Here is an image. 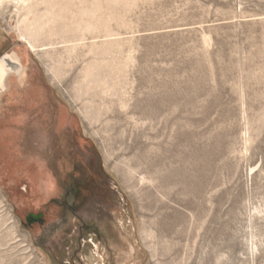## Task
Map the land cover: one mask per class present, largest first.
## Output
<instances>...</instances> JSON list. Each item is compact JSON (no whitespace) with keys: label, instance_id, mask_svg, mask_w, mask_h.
Returning a JSON list of instances; mask_svg holds the SVG:
<instances>
[{"label":"rangeland","instance_id":"rangeland-1","mask_svg":"<svg viewBox=\"0 0 264 264\" xmlns=\"http://www.w3.org/2000/svg\"><path fill=\"white\" fill-rule=\"evenodd\" d=\"M2 56L0 264H264V0H0ZM55 130L104 175L44 247Z\"/></svg>","mask_w":264,"mask_h":264},{"label":"flooded vegetation","instance_id":"flooded-vegetation-1","mask_svg":"<svg viewBox=\"0 0 264 264\" xmlns=\"http://www.w3.org/2000/svg\"><path fill=\"white\" fill-rule=\"evenodd\" d=\"M15 73L20 74L22 67L17 65L14 68ZM63 134V133H62ZM58 131H52L48 138L51 143L55 144V148L49 151L53 156L55 165V178L57 181V189L55 195L49 201L55 206L53 212L54 218L47 219L44 212L39 211L32 216L29 221L25 220L26 226L34 231L39 228L42 233L39 237L41 246L48 243L49 240L57 235V233H65L74 231L79 235L85 233L94 235L97 233L95 223L85 221L80 213L86 211L89 207L90 199L94 195L93 186L102 179V169L94 167L87 163L85 169H77V162L73 150V135H62ZM45 247V246H44Z\"/></svg>","mask_w":264,"mask_h":264},{"label":"bare ground","instance_id":"bare-ground-1","mask_svg":"<svg viewBox=\"0 0 264 264\" xmlns=\"http://www.w3.org/2000/svg\"><path fill=\"white\" fill-rule=\"evenodd\" d=\"M29 46H30L31 49H34V46H33L32 43ZM7 71H8V67L6 66L3 58H1L0 59V88L4 87V77H5L6 73H7Z\"/></svg>","mask_w":264,"mask_h":264},{"label":"water","instance_id":"water-1","mask_svg":"<svg viewBox=\"0 0 264 264\" xmlns=\"http://www.w3.org/2000/svg\"><path fill=\"white\" fill-rule=\"evenodd\" d=\"M1 58H3V60H4L5 64H6V66H7L8 68H9V67H10V68H15V67L17 66V64H16L14 61L8 59L7 56H2ZM1 58H0V59H1ZM2 89H3V88H0V91H1ZM32 216H38V215H35V214H29V215L25 218V220H26V221H29L30 218H31Z\"/></svg>","mask_w":264,"mask_h":264}]
</instances>
